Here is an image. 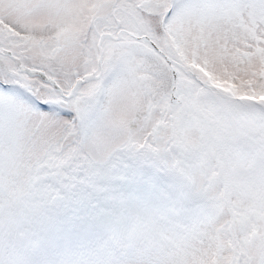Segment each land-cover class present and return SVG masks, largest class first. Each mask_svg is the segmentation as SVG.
Returning <instances> with one entry per match:
<instances>
[{"label": "snow or ice", "instance_id": "obj_1", "mask_svg": "<svg viewBox=\"0 0 264 264\" xmlns=\"http://www.w3.org/2000/svg\"><path fill=\"white\" fill-rule=\"evenodd\" d=\"M0 264H264V0H0Z\"/></svg>", "mask_w": 264, "mask_h": 264}]
</instances>
